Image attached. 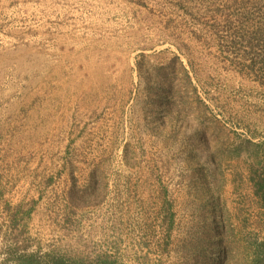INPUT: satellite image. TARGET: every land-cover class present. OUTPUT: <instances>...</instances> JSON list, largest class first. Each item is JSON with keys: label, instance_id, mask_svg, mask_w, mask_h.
Segmentation results:
<instances>
[{"label": "rangeland", "instance_id": "374dc122", "mask_svg": "<svg viewBox=\"0 0 264 264\" xmlns=\"http://www.w3.org/2000/svg\"><path fill=\"white\" fill-rule=\"evenodd\" d=\"M141 53L147 68L180 56L205 104L184 81L164 98L162 77L140 78ZM253 174L264 177V0H0V264H16V242L174 264L209 179L227 222L261 240ZM165 198L178 218L168 253ZM8 203L30 211L18 241Z\"/></svg>", "mask_w": 264, "mask_h": 264}, {"label": "trees", "instance_id": "16d2710c", "mask_svg": "<svg viewBox=\"0 0 264 264\" xmlns=\"http://www.w3.org/2000/svg\"><path fill=\"white\" fill-rule=\"evenodd\" d=\"M136 62L139 76L142 79L147 71L151 72V76H147L150 82L154 76H159L166 81L160 86L159 92L165 96H174L182 94L181 82L184 81L190 93H192L202 104H205L199 95L198 88L194 83L190 69L180 56L176 55L171 61L163 66L145 67L142 58H147L146 53H141ZM154 80V78H153ZM207 107V106H206ZM254 173V171H253ZM254 193L264 209V177L260 174H253L250 178ZM205 186L210 188L211 196L206 200H202L203 207L196 210L192 214V219L185 229L182 244L179 245L176 252V260L174 264H232L230 251L236 246L237 252H240L239 264H264V238L261 240L259 236L249 239L241 238L236 227L227 222L226 215L221 209L222 195L217 193V185L211 179L205 181ZM216 190V191H215ZM209 206L212 210L209 211ZM8 210H12L8 203ZM10 210V211H11ZM12 214V228H15L16 234L12 238L19 240L18 228L22 227L27 230V223L23 220L30 216V211H24L17 208ZM210 212V215L207 214ZM261 215L264 217V210ZM177 212L174 209L173 202L165 198L161 209V225L165 231L162 241L163 250L169 252L173 242V232L178 227ZM264 219V218H263ZM27 222V221H26ZM23 230L20 231V233ZM252 239V240H250ZM24 246L18 245L9 249L11 257L14 256L16 264H128L120 259L108 254H98L90 260L82 257H73L51 251L43 256L39 252L27 253L23 252ZM242 248V250H241ZM22 251V252H21Z\"/></svg>", "mask_w": 264, "mask_h": 264}]
</instances>
